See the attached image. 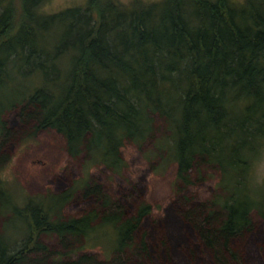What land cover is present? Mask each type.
<instances>
[{
    "label": "trees",
    "instance_id": "trees-1",
    "mask_svg": "<svg viewBox=\"0 0 264 264\" xmlns=\"http://www.w3.org/2000/svg\"><path fill=\"white\" fill-rule=\"evenodd\" d=\"M43 1L20 0L15 18L12 2L0 0V92L8 83L18 89L8 80L11 70L23 77L40 73L44 82L10 106L11 127L0 113V163L9 142L51 129L62 137L68 156L84 163L88 147L92 154L101 152L93 141L102 136V158L95 165L118 173L122 143L139 146L149 137L172 158L179 220L171 221L169 241L160 237L150 247L135 237L148 206L128 211L130 194L113 200L83 179L78 196L91 200V209L78 217L59 214L52 222L43 203L64 206L79 185L22 206L0 185V213L15 215L21 232L33 234L9 252L10 241L0 232V264H20L30 251L46 253L32 264H54L48 257L55 251L37 240L40 234L83 236L109 223L117 236L108 258L80 253L58 264H172V255L182 260L197 245L220 264L238 261L230 243L250 232L264 238V231L254 233L251 218L254 211L262 216L264 191L254 197L250 174L264 144V0H86L82 7L51 13L39 9ZM50 38L51 47L42 45ZM54 62L65 63L64 75ZM153 116L169 131L168 143L163 133L155 136ZM224 141L230 143L227 161ZM82 168L85 174L87 165ZM208 170L217 175L212 198L182 194L191 178L202 179Z\"/></svg>",
    "mask_w": 264,
    "mask_h": 264
},
{
    "label": "rangeland",
    "instance_id": "rangeland-1",
    "mask_svg": "<svg viewBox=\"0 0 264 264\" xmlns=\"http://www.w3.org/2000/svg\"><path fill=\"white\" fill-rule=\"evenodd\" d=\"M9 1L12 2L13 17H19L20 0ZM85 1L44 0L39 9L42 12L51 13L66 7H82ZM112 1L128 3L130 0ZM139 1L147 3L156 0ZM231 1L241 3L243 0ZM2 3H5V0H2ZM54 43V40L50 38L42 45L51 47ZM54 65L62 70V75L65 74V63L54 62ZM30 74L28 77H23L11 70V77L8 80L18 84L19 87L14 89L8 83L0 92V113H3L1 120L6 122L9 127L12 126L11 121L14 117V111H8L10 106L18 102L21 95L28 94L33 87L44 83L40 73ZM49 89L55 90L53 86H50ZM54 93L56 94V91ZM153 117L156 126L155 136L165 135L166 143H168L169 131L165 130L158 117ZM104 142L105 140L101 136L99 139H94L93 145L100 144L101 152H103ZM229 146L230 143L227 141L221 143L224 151L222 160L224 161H227L225 150H228ZM64 148L65 143L62 137L51 129L39 131L35 135L21 136L8 143L5 148L7 156L0 163V185L4 187L7 191V197L16 206L24 205L30 198L36 202H41L45 196L49 197V194L55 195L68 189L71 185H79L73 188V197L64 206L57 201L49 205L46 202L43 203V206L49 207L52 211L50 216L52 222L58 221L59 214L63 218L78 217L92 207L91 200L81 199V196H78L83 188L80 185L83 179L86 183L94 181L113 200L121 198L120 196L123 194H130L127 204L128 211H131L135 205L148 206V212L141 219L135 232L136 238H142L150 247L156 246L160 237L168 239L171 231L169 226L173 220H179L177 219L179 204L174 202L176 199L174 195V165L170 154L165 156L167 148L164 147L161 152L160 147L159 149L156 148L153 140L149 137L145 138L139 146L131 142L122 143L119 152L123 159V166L118 173H111L104 166L95 165V162L102 158L100 150L96 155L92 154V149L88 147L87 158L84 163L80 161V158H70ZM256 152L250 171L254 197L262 196L264 191V144ZM83 164L84 166L87 165L85 174L82 168ZM216 181L215 171L208 170L202 179L191 178V183L182 188V194L206 202L218 192ZM260 210L262 216L257 211L251 215L254 233L264 231V204ZM0 214H2L0 215V224L2 225L4 216L9 223L4 229L0 226L3 240L5 242L10 241L8 244L9 252L15 251L19 248L22 239L33 234H27L28 230L26 231L25 228L21 232L22 227L16 223L19 221L15 219V215H8L7 211ZM93 231V234L63 235L62 238L55 234H40L37 240L43 243L47 249L52 250L53 253L55 251L48 257V261L51 262L52 260L54 264H58L61 260L74 258L80 253L95 254L101 259L108 258L115 245L116 226L109 223ZM249 234L251 232L246 234L242 240L229 244L230 249L238 255V261L228 258L226 264H264V238L250 237ZM169 245L171 247V244ZM29 246L30 243L27 246L30 249L31 246ZM42 255L46 256V253L30 251L20 264H32V259L35 256ZM181 261H183L182 264H220L201 245H197L193 253L185 255L182 260H178L172 255V264H180ZM43 262L45 261L42 260L39 264H43Z\"/></svg>",
    "mask_w": 264,
    "mask_h": 264
}]
</instances>
